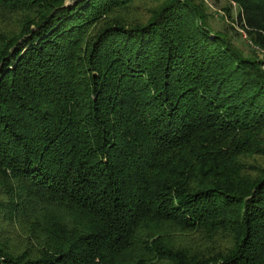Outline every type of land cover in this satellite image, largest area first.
<instances>
[{
  "label": "trees",
  "instance_id": "1",
  "mask_svg": "<svg viewBox=\"0 0 264 264\" xmlns=\"http://www.w3.org/2000/svg\"><path fill=\"white\" fill-rule=\"evenodd\" d=\"M224 1L0 0V264H264V0Z\"/></svg>",
  "mask_w": 264,
  "mask_h": 264
},
{
  "label": "rangeland",
  "instance_id": "2",
  "mask_svg": "<svg viewBox=\"0 0 264 264\" xmlns=\"http://www.w3.org/2000/svg\"><path fill=\"white\" fill-rule=\"evenodd\" d=\"M205 1L209 7L210 13L212 14V18L210 19V23H211L212 28L214 30H216V31L217 30L218 31L223 30L222 28L225 25L232 24L231 21L221 11L222 7L227 6V4L224 0H205ZM236 13H237V9H236L235 5H232V16L235 17ZM236 40H237L236 44L238 47L246 48V50H248V48L255 50V48L253 46H251V44L246 39V37H244L243 34L241 36V39L237 38ZM259 52L258 53H259L260 59H264V52H261V51H259ZM263 70H264V65H263Z\"/></svg>",
  "mask_w": 264,
  "mask_h": 264
},
{
  "label": "built area",
  "instance_id": "3",
  "mask_svg": "<svg viewBox=\"0 0 264 264\" xmlns=\"http://www.w3.org/2000/svg\"><path fill=\"white\" fill-rule=\"evenodd\" d=\"M245 37V36H244Z\"/></svg>",
  "mask_w": 264,
  "mask_h": 264
}]
</instances>
